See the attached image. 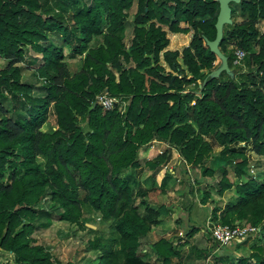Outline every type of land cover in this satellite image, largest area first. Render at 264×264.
<instances>
[{
    "label": "trees",
    "instance_id": "obj_1",
    "mask_svg": "<svg viewBox=\"0 0 264 264\" xmlns=\"http://www.w3.org/2000/svg\"><path fill=\"white\" fill-rule=\"evenodd\" d=\"M231 7L233 22L224 27L220 43L229 72L215 75L218 57L206 39H216L218 0H0V57L7 62L0 69V249L12 254L15 264H70L55 260L33 233L56 218L86 229L87 214L112 222L108 236L89 243L98 255L92 264H155L141 246L170 212L165 205H151L149 193L172 150L184 167L213 176L210 137L223 147L215 157L230 166L217 168L222 177L216 193L233 188L237 193L223 211L213 209V223L256 228L261 241L247 256L219 259L264 264V180H244L249 159L236 148L249 145L264 158V33L258 30L264 0ZM239 16L245 19L239 22ZM168 31L190 33L189 45L169 50ZM27 48L36 54L37 94L34 83L23 80ZM237 48L246 52L238 67L233 64ZM67 57L82 59L73 75ZM104 92L127 101L125 112L121 103L104 111L97 104ZM8 99L12 108L3 105ZM50 110L58 129L46 132ZM157 142L166 148L161 154L155 149L145 163L148 188L135 194L120 174L140 168L141 154ZM171 174L163 178L164 188ZM211 196L205 191L202 202ZM151 248L161 264L180 257L171 239L161 238Z\"/></svg>",
    "mask_w": 264,
    "mask_h": 264
},
{
    "label": "rangeland",
    "instance_id": "obj_2",
    "mask_svg": "<svg viewBox=\"0 0 264 264\" xmlns=\"http://www.w3.org/2000/svg\"><path fill=\"white\" fill-rule=\"evenodd\" d=\"M134 11L135 9L131 11L127 23L126 41L128 45L130 43L128 40L131 38L133 31L132 16ZM237 19L239 22H242L245 18L239 16ZM258 30L260 33H264V21L259 23ZM185 42L186 39H183L181 42L176 43L181 51L186 47L184 46ZM65 51L66 54H68L69 51L67 48ZM256 51H258V46L256 47ZM34 56H36V54L33 50L27 48V61L25 60L27 70L23 75V80L29 83H34V90L37 94L41 82L36 81L38 77H32V74L34 73L32 71L33 67H36L32 66ZM66 61L72 75L78 72L82 67V59L80 57L74 59L67 57ZM179 62H182V58H179ZM6 63V60L3 57H0V69L5 68ZM215 64L221 66V60L218 58ZM21 65L23 66V64ZM199 92L200 91H198V94ZM8 97H10V95H8ZM3 105L8 106L7 108H12L14 102H12V99H8ZM121 106L120 111L124 113L127 101L122 103ZM56 129H58L56 116L52 113V110H50L48 121L44 125L43 131L53 132ZM208 140H210L213 146L212 154H214V159L208 162V166L215 169V174L213 176H203L201 168H195L190 165L184 167L183 159L178 151L172 150V157L167 163V168L165 167V172L166 175H168L170 169L172 170V168H174L176 173L171 174L170 176L174 178L164 188L163 185L161 186L163 174L161 176L159 174V176L156 177V181L157 185L161 187L156 186V188L149 193V202L151 205L156 207L165 205L170 212L168 214H163V217L161 218L162 222L158 226L152 227L151 232H155L151 238L153 241L165 236L164 238H170L174 241L176 250L180 253V257L174 258L173 264H225L219 259L221 255L228 254L234 259L241 256H247L250 254L251 246L261 244L256 233L248 234L240 240L233 241L231 247L226 249L222 248L217 242H215L212 228L214 225L221 223H219V221L213 223V209L218 208L220 211H223L227 204L236 198L237 193L234 188L225 191L222 196L216 193V189L222 177L221 172L218 171L217 168L221 166L230 168V166L228 165V162L221 157H215L221 152L223 147L220 146L213 137H210ZM153 146L154 148L151 149L164 150L166 148V145H161L158 148L157 143H153ZM240 147L243 148L249 159V167L244 180L256 179L260 183L263 182L264 158L256 155L252 151V147L249 145H236V148ZM148 156V151L143 152L141 154L142 164L140 168L128 169L120 174V177L129 178L135 194L142 189L148 188L147 184L144 182L145 178L150 175V171L145 165ZM38 162L44 167L45 159L43 157H39ZM251 169H253L254 172H251ZM229 178L231 181H236V177L232 171ZM192 185L195 186L194 189H192ZM205 191H210L212 196L206 203H203L202 198ZM42 206L47 207L48 202H44ZM88 217L91 220H87ZM82 224L86 229H83L78 225H71L68 222L57 220L56 218L52 221L51 225L46 228L40 226L37 227L33 233V237L38 244L45 246L52 253L55 260L62 263L69 262L70 264H92L97 261L98 255L96 252L90 251L89 243L97 237L103 235L108 236L110 234V226L112 225V222L104 223L99 219H93L91 214H87L85 219H83ZM193 228L197 229V231L194 235L189 237L187 233L191 232ZM92 230L96 232H93ZM169 234L171 236H169ZM199 251H201V253ZM150 256L151 257L148 258V260L155 264H161V261H155L156 255L154 252H152ZM0 264H15L14 256L0 249Z\"/></svg>",
    "mask_w": 264,
    "mask_h": 264
},
{
    "label": "built area",
    "instance_id": "obj_3",
    "mask_svg": "<svg viewBox=\"0 0 264 264\" xmlns=\"http://www.w3.org/2000/svg\"><path fill=\"white\" fill-rule=\"evenodd\" d=\"M245 57L246 52L244 50L239 48L235 49L233 59L234 66H243ZM119 103H121L119 98L110 96L107 92L100 95L97 99V104H99L104 111L112 110ZM151 147L153 148L154 146L152 145ZM162 152L163 150H158V153L161 154ZM251 172H254V170L251 169ZM256 231L257 229L252 227H230L222 224H216L212 228L213 238L220 246H228L233 241L240 240L241 238L246 237L248 234L256 233Z\"/></svg>",
    "mask_w": 264,
    "mask_h": 264
},
{
    "label": "water",
    "instance_id": "obj_4",
    "mask_svg": "<svg viewBox=\"0 0 264 264\" xmlns=\"http://www.w3.org/2000/svg\"><path fill=\"white\" fill-rule=\"evenodd\" d=\"M243 0H218L220 5V12L218 16V20L216 23L217 35L214 41H209L206 39L207 45L210 50L217 55V57L221 60V66L214 71L215 75H219L223 71L229 72V65L227 57L220 50V43L223 40L224 36V27L228 24H232V3H240ZM96 106V105H95Z\"/></svg>",
    "mask_w": 264,
    "mask_h": 264
},
{
    "label": "crops",
    "instance_id": "obj_5",
    "mask_svg": "<svg viewBox=\"0 0 264 264\" xmlns=\"http://www.w3.org/2000/svg\"><path fill=\"white\" fill-rule=\"evenodd\" d=\"M168 38L170 39V45H169V47H168V49L169 50H172V51H176V50H179V51H181V49L176 45V43H178V42H181L183 39H186V42H185V44H184V46H188L189 45V42H190V39H191V34L189 33V34H183V33H171V32H169L168 31ZM159 144H162V143H159V142H157V145H159ZM163 145H165V144H163ZM154 148V147H153ZM156 148V147H155ZM159 148V147H158ZM154 150L155 149H151V150H149L148 152H149V156L146 158V161H148V160H150L151 158H152V156H153V153H154ZM165 167H167V164L165 165V166H163V171H161L159 174H160V176L163 174V178L166 176V172H165ZM170 171H171V173L172 174H175L176 172H175V170H174V168H172V170L170 169ZM159 176V175H158ZM161 178V177H160ZM174 178V177H173ZM154 232L155 231H153V232H151V234L149 233V235L143 240V244H142V246H141V251L143 252V253H145V254H148V256L149 257H151L150 255L152 254V252H153V250H152V245L154 244V243H156L157 241H159L160 239H158V240H153L152 241V235H154ZM169 236H171L170 234H169ZM165 236H163V238H164ZM155 238V237H154ZM167 239H170V238H167ZM152 241V242H151ZM158 259H157V257H156V259H155V261H157Z\"/></svg>",
    "mask_w": 264,
    "mask_h": 264
}]
</instances>
